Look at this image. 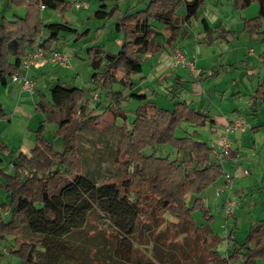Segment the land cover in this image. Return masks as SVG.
Listing matches in <instances>:
<instances>
[{
	"label": "trees",
	"instance_id": "obj_1",
	"mask_svg": "<svg viewBox=\"0 0 264 264\" xmlns=\"http://www.w3.org/2000/svg\"><path fill=\"white\" fill-rule=\"evenodd\" d=\"M233 1L238 10L246 6L245 0ZM252 1L257 3V14L243 19V30L260 35L264 42V0ZM6 2L22 7L24 12L10 18L0 14L3 86L36 45L50 54L58 48L61 31L74 39L87 32L67 22L42 20V7L64 10L71 5L69 0ZM180 5L185 9L182 15L176 12ZM203 5L204 0H147L143 7L121 10L114 5L107 11L101 4L94 11L95 18H114L115 30L122 33L121 45L116 52L99 45L87 47L95 86L90 90L102 91L95 94L94 101H90L85 88L58 81L49 88L48 96L40 94L36 108L56 124L55 133L62 137L63 148H53L40 122L30 154L20 151L13 161L14 171L3 173L0 185L9 194L10 214L4 219L0 212V241L12 236V243L2 246L6 250L0 251V264L7 255L15 258L14 264H64L65 260L83 264L90 243L80 232L88 229L89 219L94 216L106 219L112 228L111 246L102 243L97 249L110 252L116 264H264L262 220L250 223L243 242L231 241L223 254L218 250L221 237L212 229L213 215L200 195L222 175L219 159L212 154L208 142L198 137L196 129L208 116L177 98L175 90L171 91V108H163L146 100L143 93L125 95L114 88L116 83L131 87L132 82L125 78L141 71L143 54L157 53L172 45L180 26L196 16ZM154 22L162 23L168 31L162 41L158 40L161 31ZM203 26L210 41L213 29L204 19ZM259 57L264 66V51ZM253 96L264 103V84L257 85ZM131 97L142 103L128 122L118 102ZM3 114L0 106V115ZM105 116L111 118L107 124L115 125L120 133L112 154L118 171L124 174L117 181H97L93 172L84 167L80 154L78 139L83 126ZM117 116L121 123L115 122ZM162 144L176 150L174 158L143 152L146 147ZM190 194L193 197L189 202ZM196 210L201 212L199 222L193 216ZM97 233L92 235L96 240ZM142 234L149 237L153 256L138 262L132 256ZM180 236L183 239L177 242ZM177 250L182 258L176 260ZM165 255L168 257L163 258Z\"/></svg>",
	"mask_w": 264,
	"mask_h": 264
},
{
	"label": "crops",
	"instance_id": "obj_2",
	"mask_svg": "<svg viewBox=\"0 0 264 264\" xmlns=\"http://www.w3.org/2000/svg\"><path fill=\"white\" fill-rule=\"evenodd\" d=\"M134 1V4H132V1L115 0L112 7L117 5L119 9L124 10L128 7H143L146 4L144 2H147V0ZM225 1L230 4V8ZM82 2H84V5L81 6H86L85 0ZM99 2L98 6L104 4L107 11L112 8L108 9L104 0H99ZM232 3L234 4L233 0H213L204 4V7L200 9L196 16L191 17L187 23L180 26L179 34L172 45L164 46L157 53L147 52L143 54L141 71L125 78L132 82L131 87H122L118 83L114 84V88L120 89L122 94L143 93L146 100L152 101L163 108H171V91L175 90L177 98L185 100L197 111L208 116V120L200 125L207 132V136L206 138L198 136L200 139H206L205 141L208 142L209 146L215 143V146L218 147L216 143L221 135L228 138L229 151L219 160L222 175L200 193L203 202L209 207L210 211L214 206L219 207V217H223L226 221L224 230L220 226L212 224L214 217L210 223L212 229L221 237L218 250L222 254L231 241L236 243L244 241L252 221H264V103L253 96L257 85L259 83L264 84L262 82L264 81V66H262L259 57L260 53L264 51V42L253 41L254 43H260L259 50L255 55L253 47L245 50V47L242 46L245 44L244 41H221L222 38H228L236 32H245L243 30V19L257 14V3L252 0H245L246 6L240 10L237 9L236 14L231 9ZM94 11L87 13L88 19L95 18L93 16ZM176 12L179 15L184 14V6L177 7ZM41 18L44 22L47 21L42 16ZM110 19V25L114 28L115 20L110 16L102 19V27H105ZM203 19L213 29L210 32V41L206 36ZM154 24L161 31L158 40L162 41L168 35V31L162 23L154 22ZM220 30L222 31L221 34L219 33ZM234 42H237V44L234 45ZM251 42L247 41L249 45ZM173 46L180 47L188 57H193L194 68L181 67L179 64L174 63ZM57 50L63 51L60 48H57ZM229 50L236 51L234 57L231 58L232 54L220 56L222 52ZM49 55V53H45L42 59L37 60L26 69H23L21 64L19 66L17 74L26 75L34 82V92L32 94L22 90L19 78L12 80L10 76L5 86L9 84L10 89H15L18 92V98H12L7 104L0 103L4 114H6L5 108L12 111L20 107L19 102L21 99L31 100L35 90L38 93L34 102L36 106L40 94L44 93L35 86V83L38 82V78L44 79L49 75L51 69ZM238 62H241L240 64L247 70V74L257 77L252 93L248 90H242L241 86H236L235 78L231 76L233 75L232 68L238 67ZM227 75L230 77L227 78ZM120 76L121 73H118V77ZM51 79L68 84L66 81L60 80L58 76L55 78L53 76ZM244 95L246 96L245 99L243 98ZM127 100L129 101L130 98ZM125 102L124 99L118 102L124 111L126 109L123 108L124 105L122 104ZM141 103L138 100V105ZM149 111L152 112L153 110L149 109ZM234 120H237L239 124L233 126L232 129H227V126L234 124ZM206 124H208V127H204ZM225 174H228L229 180L226 179ZM227 198H232L236 202L230 212L231 215L230 213L226 215L224 211ZM8 217V213L3 214V218L8 219ZM199 220H201V217ZM224 231L226 232L225 235ZM227 237L229 239L228 243L225 242ZM2 246L0 251H3Z\"/></svg>",
	"mask_w": 264,
	"mask_h": 264
},
{
	"label": "rangeland",
	"instance_id": "obj_3",
	"mask_svg": "<svg viewBox=\"0 0 264 264\" xmlns=\"http://www.w3.org/2000/svg\"><path fill=\"white\" fill-rule=\"evenodd\" d=\"M69 1L71 2L70 7L64 10H55L46 7L42 8L41 16L47 20L45 21L46 23L67 22L70 26L77 28L80 32L88 28L87 32L79 36L77 39H74L70 35H66L64 31L59 33L60 41L58 48L69 54L70 67L65 68L61 66H55L48 58L51 65L50 73L44 79L38 78V85L35 83V86L40 88L42 92L48 96L50 86L56 82L51 78L53 76L54 78L58 76L60 80L66 81L71 86L74 85L85 88L87 90V95L92 102L95 100V94L102 93V91L100 88H96L95 91L90 90L91 88H95V86L91 81L93 69L89 65L87 47L90 45H99L104 50L116 52L122 42V33L115 30L113 26L110 25L111 19L108 20V24L105 27H102V19L87 18V13L91 12L92 10L94 11L99 7V0H85L86 6L84 7L81 5L75 6L76 2L80 3L83 0ZM126 1H132V4L135 2L134 0ZM212 1L213 0H204V4ZM104 2L106 3L107 8L110 9L115 0H104ZM145 3L146 2H144V4ZM225 3H227L226 5L230 8V4H228L227 1H225ZM231 5V9H233L232 11L235 12L234 14H236L237 9L233 3ZM23 12L24 9L22 7L10 5L6 2V0H0V14L10 18L13 16V14L23 15ZM62 35H65V37L62 38ZM221 41H244L245 44L242 46L245 47V50L249 47H253L256 55L257 51L259 50L260 43H254L253 41H261V37L257 34L236 32L233 35L228 36V38H222ZM247 41L252 42L249 45ZM233 44L236 45L237 42H234ZM229 51L222 52V55L220 56H223L224 54H232L231 58L234 57L236 51ZM240 63L241 62H238V67L235 66L232 68L233 75L231 76L235 78L234 81L237 84H235L236 86H241L242 90H248L252 93L257 77L255 75L251 76L250 74H247V70H245V68H243ZM179 65L181 67H188L187 65L183 64ZM226 77L229 78L230 76L227 75ZM44 82L47 83L45 84ZM37 95L38 93L35 90V94L31 97V100L21 99L19 102L20 107L15 108L12 111L11 109L5 108L6 114L0 115V170L2 171L0 172V183H3V173L9 174L14 171L13 161L16 159L20 151L28 155L30 154V149L35 143V132L40 122H43V134L52 142L53 148L55 150H61L63 148L62 137L55 133L56 124L53 121H48L46 114H44L40 109H37L34 104ZM12 98L17 99L18 92L15 89H10L9 84L7 86L0 84V103L7 104V102ZM243 98L245 99L246 96L244 95ZM122 105H124L123 108L126 109L125 112L127 114V121L130 122L134 116V109L138 106V100L135 98H130L129 101L126 100V102ZM115 120L116 123H121L122 121L119 116H117ZM109 121H111L110 116H105V118L102 117V119L97 120L95 123L85 124L82 128V134L78 139L80 145V154L84 160V167L90 169L93 172V175L97 181H117L124 175L118 171L117 166L112 160L113 150L115 149L120 133L115 125L107 124L110 123ZM93 125H96V127H93ZM207 125L208 124H206L204 127H208ZM189 129L191 130L192 128ZM196 129L198 130V136L200 138L201 136L206 138L207 132L203 130L202 126L199 125L196 127ZM150 151H153L159 156L169 154L171 158H174L176 154V150L168 144L156 145L155 147H146L143 149L144 153H148ZM192 197L193 195L191 194L187 196L189 202L191 201ZM9 198V194L3 189V186L0 185V212L2 216L5 213L10 214V207L8 206ZM211 213L214 217V222L212 224H216V226H220V228H223L222 230H224L226 228V221L223 217H219V207H212ZM193 216L195 219L197 218V222H199L201 212L196 210L193 212ZM89 220L91 224L87 226L88 229H84L82 232H80V236L83 235L84 238L88 239V242L90 243L88 248L85 250L83 264H116L117 259L110 252L97 249V246L102 245V243L111 246L109 243H111L110 241L113 238L110 224L106 219L97 216L90 217ZM90 228L94 230H91ZM95 232L98 235V242L96 239H94L95 237L92 236ZM225 234L226 232L224 235ZM182 239L183 237L180 236L177 237L176 241L180 242ZM148 240L149 237L146 235L144 236V234L138 238V244L137 247H135L132 256L134 261L137 259L138 262H141L139 259H144L145 257H148V255L153 256V250L151 249V244ZM5 243H12V236H8L7 239L0 241V247ZM3 250H5V247H3ZM167 257L168 256L165 255L163 258ZM174 258L176 260L181 259V251L177 250L176 257ZM14 263L15 258L8 255L4 256V258L1 260V264ZM67 263L70 264L72 262L65 260L64 264ZM233 264L240 263L235 261Z\"/></svg>",
	"mask_w": 264,
	"mask_h": 264
},
{
	"label": "built area",
	"instance_id": "obj_4",
	"mask_svg": "<svg viewBox=\"0 0 264 264\" xmlns=\"http://www.w3.org/2000/svg\"><path fill=\"white\" fill-rule=\"evenodd\" d=\"M75 5L76 6L84 5V2H80V3L76 2ZM44 56H45V51L41 47L36 45L22 59L21 67L23 69H26L28 68L29 65L35 63L37 60L43 58ZM173 56H174L175 64H183L193 68L194 66L193 57L191 56L188 57L180 47L177 46L173 47ZM49 59L55 66H59V67L60 66L67 67L70 64L69 54L63 51L53 50L49 55ZM17 78L20 79L22 90L28 92L29 94H32L34 92V82L31 78L27 77L26 75H18L17 73L11 75L12 80H16ZM238 124L239 122L237 120H234V124L227 126V129H232L233 126H236ZM216 144L218 145V147L215 146V143H213L210 145V148L212 154L220 160V158L222 156H225L229 151V140L225 135H221ZM225 177L226 179L229 180L228 174H225ZM235 204L236 202L232 198L231 199L227 198L225 200L224 211L226 215L233 210ZM228 240L229 239L227 237L225 239V242L228 243Z\"/></svg>",
	"mask_w": 264,
	"mask_h": 264
}]
</instances>
